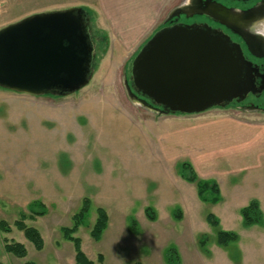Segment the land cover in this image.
I'll list each match as a JSON object with an SVG mask.
<instances>
[{"label": "rangeland", "instance_id": "rangeland-1", "mask_svg": "<svg viewBox=\"0 0 264 264\" xmlns=\"http://www.w3.org/2000/svg\"><path fill=\"white\" fill-rule=\"evenodd\" d=\"M179 2L166 0L140 41L126 43L111 39L97 0H0V28L34 13L82 8L95 57L88 84L76 92L0 88V220L9 228L0 230V264H72L73 246L60 228L72 224L83 197L91 208L74 234L94 264H167L172 246L178 264H264V105L161 113L131 88L132 58ZM183 161L198 178L217 182L218 203L202 201L180 176ZM253 197L263 222L246 227L239 210ZM97 206L108 214L99 241L89 234ZM208 213L237 241L219 246ZM21 215L41 234V250L14 225ZM3 238L23 243L27 254L5 252Z\"/></svg>", "mask_w": 264, "mask_h": 264}, {"label": "water", "instance_id": "water-1", "mask_svg": "<svg viewBox=\"0 0 264 264\" xmlns=\"http://www.w3.org/2000/svg\"><path fill=\"white\" fill-rule=\"evenodd\" d=\"M85 14L69 7L1 27L0 88L63 95L87 85L95 57ZM129 76L143 104L161 113H199L256 92L254 68L239 44L206 26L155 29L132 58Z\"/></svg>", "mask_w": 264, "mask_h": 264}, {"label": "trees", "instance_id": "trees-1", "mask_svg": "<svg viewBox=\"0 0 264 264\" xmlns=\"http://www.w3.org/2000/svg\"><path fill=\"white\" fill-rule=\"evenodd\" d=\"M180 176L189 183H194L197 190L198 197L204 201L211 204H216L221 199L220 189L215 180L212 179H201L197 177V174L189 162L183 161L179 165ZM33 204H35L33 202ZM32 204V205H33ZM40 206V203H39ZM91 208V201L88 197H83L81 200L80 207L72 216V224L70 226L61 227L60 230L65 239L70 241L73 246L74 257L72 264H94L81 248V240L74 233L77 228L84 222L87 218ZM144 212L149 219H154L153 211L150 207H145ZM179 210L175 213L178 217ZM32 213L42 214V211H34ZM242 224L244 226L260 225L263 222V214L260 208L259 201L255 198L250 199L246 205L242 206L239 210ZM206 219L211 226L218 228L219 221L211 213H208ZM108 223V214L106 210L102 207H95V218L90 229V236L93 240L99 241L103 231L105 230ZM133 224V223H132ZM14 225L22 231L24 237L32 243L36 250H41L43 248V239L39 231L27 225L24 222V216L14 222ZM0 230L3 232L9 231L6 226L5 221L0 220ZM206 235L200 237L199 242L204 244L206 242ZM238 235L234 231L224 230L218 228L216 231L215 241L221 247H227L231 243L236 242ZM3 249L5 252L14 255L16 257H24L27 254L26 248L23 243L13 240H7L3 238ZM165 259L167 264H178L179 257L175 247H168L165 251ZM97 260L99 262L103 261V257L98 254ZM24 264H33L32 262H25ZM132 264H141L140 262H134Z\"/></svg>", "mask_w": 264, "mask_h": 264}, {"label": "flooded vegetation", "instance_id": "flooded-vegetation-1", "mask_svg": "<svg viewBox=\"0 0 264 264\" xmlns=\"http://www.w3.org/2000/svg\"><path fill=\"white\" fill-rule=\"evenodd\" d=\"M84 17L88 19L87 14ZM175 23L210 27L238 43L254 68L256 87V92L248 93L243 102L253 107L264 105V89L259 91L264 87V0H180L158 28Z\"/></svg>", "mask_w": 264, "mask_h": 264}, {"label": "crops", "instance_id": "crops-1", "mask_svg": "<svg viewBox=\"0 0 264 264\" xmlns=\"http://www.w3.org/2000/svg\"><path fill=\"white\" fill-rule=\"evenodd\" d=\"M97 1L106 18L107 32L111 34V39L126 43L140 41L148 26L153 22L150 19L159 15L166 2V0Z\"/></svg>", "mask_w": 264, "mask_h": 264}]
</instances>
